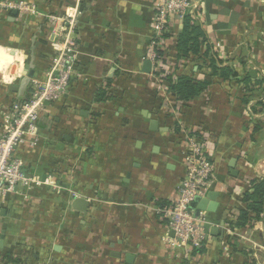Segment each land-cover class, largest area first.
I'll return each instance as SVG.
<instances>
[{
    "label": "crops",
    "instance_id": "0c3cea01",
    "mask_svg": "<svg viewBox=\"0 0 264 264\" xmlns=\"http://www.w3.org/2000/svg\"><path fill=\"white\" fill-rule=\"evenodd\" d=\"M29 1L36 15L20 18L16 11H0V72L11 65L23 71L18 84L5 79L4 85L0 79V121L6 106L28 94L30 80L21 93L10 91L25 68L33 70V79H42L50 69L55 38L47 17L76 14L71 35L75 74L67 93L39 115L38 148L17 151L27 175L41 181L49 177L52 188L62 193L42 186L25 203L11 199L0 210V255L28 259L17 264H180L162 241L172 234L156 211L175 198L184 171L177 138L159 114L156 83L143 73L158 0ZM201 2L198 22L213 52L238 73L242 69L236 59L241 58L248 73L255 70L263 80L264 0ZM56 24L61 30L60 20ZM181 30L179 25L177 33ZM181 72L201 79L193 63H185ZM107 81L114 97L97 103L96 93ZM247 86L217 82L204 93L213 111L202 114L196 105L188 110V118L204 121L216 142L217 184L211 192L218 194V206L206 214L208 233L216 227L219 235L183 264H243L245 248L256 255V264H264V212L252 228L227 233V220L242 207L248 181L264 177V96L260 106L256 99L249 101L255 114L247 121ZM151 120L158 123L157 131L150 130ZM232 160L236 177L229 168ZM66 161L73 165L69 168ZM69 169L71 180L65 178ZM78 198L89 204L87 212L72 209Z\"/></svg>",
    "mask_w": 264,
    "mask_h": 264
},
{
    "label": "built area",
    "instance_id": "2783aa9c",
    "mask_svg": "<svg viewBox=\"0 0 264 264\" xmlns=\"http://www.w3.org/2000/svg\"><path fill=\"white\" fill-rule=\"evenodd\" d=\"M202 5L201 0H158L154 7L151 35L145 57L151 64L149 75L156 83L161 98L159 114L169 123L168 128L173 133L177 130L180 139L177 144L184 177L175 198L169 205L156 211L167 222L168 230L172 234L162 241L171 259L180 264L191 263L193 252L205 249L212 240L208 233L210 223L207 214L199 210L197 204L217 184L213 161L215 142L209 130L203 125H187L183 117L186 105L178 103L168 92L165 77L170 76L174 80L176 72L184 68V62L175 61L170 54L178 36L177 28L179 25L183 26V21L188 15L201 20ZM0 11H16L20 18L36 15V7L29 0H0ZM47 19L55 38L52 41L55 53L50 60V69L42 79H31L28 82L27 101L14 102L6 106L1 113L0 210L9 204L11 199L22 203L29 201L30 193L36 188L42 186L52 188L49 177L41 181L36 176L27 175L24 161L17 156L19 149L28 152L38 148L39 115L48 107L51 109V106L63 100L70 79L75 74L76 56L71 35L76 23V14L74 16L64 14L60 18L47 17ZM58 20L62 24L61 30H58L56 24ZM8 69L7 66L0 72V79L4 81V85L9 80V84L14 83L23 74L20 66L14 75L11 72L9 74ZM205 97L206 94H202L199 99L204 103L201 108L202 114L206 115L214 109L212 102ZM250 109L249 104L247 110L250 115L246 120L253 119ZM65 165L70 168L73 164L66 161ZM67 172L65 178L71 180V175L68 174L73 170L69 169ZM52 189L58 195L62 193L55 185ZM63 192L73 195L70 190L65 189ZM227 233L229 236H234L236 229L231 230L228 226ZM18 258L21 259L20 263L28 261L21 255ZM248 258L255 260L256 255L251 251ZM0 264H6L2 256H0Z\"/></svg>",
    "mask_w": 264,
    "mask_h": 264
},
{
    "label": "trees",
    "instance_id": "16d2710c",
    "mask_svg": "<svg viewBox=\"0 0 264 264\" xmlns=\"http://www.w3.org/2000/svg\"><path fill=\"white\" fill-rule=\"evenodd\" d=\"M173 47V52L170 54L174 60L183 61L184 64L187 62L189 64L193 63L194 67L196 68V73H199L201 76V79H197L191 72L182 73L181 71H177L174 80L170 76L165 77L167 81L166 83L168 92L178 103H183L184 106L186 105L185 111L183 112V117L187 125L200 124L208 129V126L204 121L188 118L190 116L188 110L192 111L194 105H196L197 108H199V106L202 108L204 103L199 101L198 98L205 92L207 94V91H209V89L215 83L220 81H233L238 84L248 85L245 87L243 95V105H245L246 108L249 101L253 99H256V106H260L262 104L261 99L262 96H264V79H250L248 76L247 63L241 58L236 59L242 69L241 73H238V71L235 70L229 60L222 61L217 56V54L213 52V48L211 47L206 34L203 32L200 23L192 15L185 17L182 30L180 33H178ZM103 90L98 89L96 93L95 100L97 103L110 101L114 97V93L111 90L110 81H107V85ZM27 100L28 95H26L24 99H18L14 102H25ZM160 107L161 99L159 112ZM200 108L199 112L202 113ZM254 110L255 106L253 105L250 109V113L252 115L255 114ZM247 121L252 122L253 119ZM173 135L175 138H177V142H179L180 139L177 136V130H175ZM247 186L249 189L244 191L241 196L242 207L238 209V213L233 217V219L227 220L228 226L231 230L252 228L262 218L264 212V177L259 176L250 179ZM159 207L162 209L165 207V205L160 203ZM202 252L203 249L198 251V253ZM241 253L245 256V262H243V264H256L254 260H250L248 258L251 250L245 248V250L241 251ZM195 254L197 255V251L193 252V256ZM0 256L3 257L6 264L20 263V259L12 256L11 254Z\"/></svg>",
    "mask_w": 264,
    "mask_h": 264
},
{
    "label": "water",
    "instance_id": "95a60500",
    "mask_svg": "<svg viewBox=\"0 0 264 264\" xmlns=\"http://www.w3.org/2000/svg\"><path fill=\"white\" fill-rule=\"evenodd\" d=\"M16 12H13V15H15ZM150 68H151V64L149 61H145L144 65H143V73L145 74H149L150 73ZM26 71L24 72L23 78L21 79L20 83L18 86H11L10 87V91H12L13 93H21L22 89L26 86L27 82L31 79H33V70H30L28 68V66L25 68ZM248 76L250 79L253 80H262V77L258 76L255 70H251L248 73ZM157 122L151 120L150 121V130L151 131H157ZM235 160H232L229 164V168L231 169V176L232 177H236V172L234 171V167H235ZM218 194L215 192H210L207 194V196L204 199H201L198 204H197V208L201 211L204 212H208V213H214L217 209V203H216V199H217ZM72 209L74 211H78V212H87L89 210V204L84 200V199H74L72 202ZM223 225V224H222ZM211 237L216 238L219 235L218 232V228H213L210 232ZM2 239V237H1ZM128 261L130 259V257L127 258Z\"/></svg>",
    "mask_w": 264,
    "mask_h": 264
},
{
    "label": "rangeland",
    "instance_id": "374dc122",
    "mask_svg": "<svg viewBox=\"0 0 264 264\" xmlns=\"http://www.w3.org/2000/svg\"><path fill=\"white\" fill-rule=\"evenodd\" d=\"M9 69H10V72L12 73V75H14L15 73H16V70H17V68H16V66H14V65H11V66H9ZM18 80H17V84H18Z\"/></svg>",
    "mask_w": 264,
    "mask_h": 264
}]
</instances>
